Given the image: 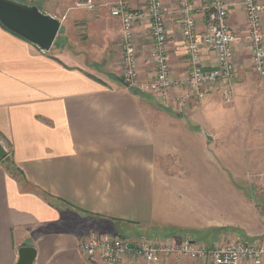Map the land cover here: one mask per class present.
Wrapping results in <instances>:
<instances>
[{
  "label": "crops",
  "instance_id": "0c3cea01",
  "mask_svg": "<svg viewBox=\"0 0 264 264\" xmlns=\"http://www.w3.org/2000/svg\"><path fill=\"white\" fill-rule=\"evenodd\" d=\"M14 1L36 6L61 25L44 52L0 24V140L7 151L0 160V264H15L22 246L35 249L33 264H102L90 261L81 249L90 237L194 241L193 225L185 223L181 212L174 213L181 208L159 193L164 188L159 180L171 173L154 164L168 155L179 163L175 153L191 162L193 145L217 141L241 148L242 154L259 148L257 158L263 160L264 82L251 70L241 0H226L227 26L238 37L233 45L234 108L213 90L198 108L188 98L183 113L173 98L186 90L173 89L165 105L122 82L121 27L109 7L88 10L79 5L85 0ZM145 2L127 0L131 10L143 9ZM206 2L192 0L197 34L206 27ZM162 3L170 10L165 17L170 72L181 79L189 67L177 0ZM134 43L139 78L147 82L154 75L147 20L135 24ZM200 60L208 69L216 66L215 54L207 48ZM154 101L160 107L148 106ZM150 111L168 117L180 113L182 121L151 122ZM196 173L172 176L196 178ZM120 264L150 263L127 257ZM162 264L204 263L169 258Z\"/></svg>",
  "mask_w": 264,
  "mask_h": 264
},
{
  "label": "built area",
  "instance_id": "2783aa9c",
  "mask_svg": "<svg viewBox=\"0 0 264 264\" xmlns=\"http://www.w3.org/2000/svg\"><path fill=\"white\" fill-rule=\"evenodd\" d=\"M88 10L97 6L109 7V14L117 18L121 27V80L129 88L151 94L160 104L167 105L171 91L186 90V94L173 98L178 110L183 109L192 98L202 101L213 90L223 89L231 93L236 79L233 45L238 37L227 26V1L207 0L203 10L206 13V27L201 34L195 32V7L192 0H177L178 21L184 40L188 72L181 79H174L168 62V33L165 17L170 10L162 0H146L145 7L131 10L127 0H116L112 4L102 0L79 2ZM240 7L246 17L247 31L244 35L251 54V70L264 78V0H241ZM150 23L152 45L150 61L154 67L153 78L143 82L138 74L137 50L134 43V26L139 21ZM202 48L215 54L216 66L204 67L200 60ZM90 261L102 264H120L124 258L143 259L150 264H162L169 258L176 262L183 258L197 260L204 264H262L264 242L259 244L215 245L209 247L189 239L177 241L149 242L131 240L116 235L109 239L90 237L81 246Z\"/></svg>",
  "mask_w": 264,
  "mask_h": 264
},
{
  "label": "rangeland",
  "instance_id": "374dc122",
  "mask_svg": "<svg viewBox=\"0 0 264 264\" xmlns=\"http://www.w3.org/2000/svg\"><path fill=\"white\" fill-rule=\"evenodd\" d=\"M254 75L259 82H264V78L256 73ZM139 92L152 96L146 92ZM216 92H220L224 104L230 109L234 108L233 89L230 94H226L223 89H217ZM203 101H192L191 107L198 108ZM157 104L158 102L154 101L148 106L160 107V104ZM189 106L190 104L187 108ZM183 110L184 108L177 111L183 113ZM179 114L168 117L150 111L149 116L151 122H181ZM224 142L217 141L211 146H205L203 142L193 145L191 162L189 156L180 153H175L180 155H175L181 159L179 163L174 162L171 155L165 156L161 162L159 156V161L154 164L156 169L171 173V178L159 180L165 188L160 189L159 193H164L165 198H170L181 208L182 211H174L175 214L181 212L185 223L193 225L189 226L190 231L193 230L191 233L195 238L193 242L209 247L259 244L264 242V151H261L263 160L259 162L257 158L259 148H246L242 154L241 148L220 145ZM261 150H264V147ZM259 164L261 165L258 166ZM189 170L197 171V177L172 176L179 171L187 175ZM194 228L206 230L194 232Z\"/></svg>",
  "mask_w": 264,
  "mask_h": 264
},
{
  "label": "water",
  "instance_id": "95a60500",
  "mask_svg": "<svg viewBox=\"0 0 264 264\" xmlns=\"http://www.w3.org/2000/svg\"><path fill=\"white\" fill-rule=\"evenodd\" d=\"M0 24L21 39L35 45L39 50L48 52L59 32L60 20L40 12L36 6L14 0H0ZM7 151L0 140V160ZM36 251L30 246L17 250L15 264H33Z\"/></svg>",
  "mask_w": 264,
  "mask_h": 264
}]
</instances>
